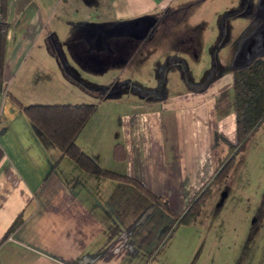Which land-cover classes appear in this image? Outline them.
<instances>
[{"label":"crops","instance_id":"1","mask_svg":"<svg viewBox=\"0 0 264 264\" xmlns=\"http://www.w3.org/2000/svg\"><path fill=\"white\" fill-rule=\"evenodd\" d=\"M258 4L261 20L244 45L240 68L228 65L232 50L224 33L216 54L200 58L198 76H190L195 81L200 76L203 79L200 71L214 67L218 74L211 81L178 86L175 73L169 72L162 82L156 78L155 88L147 92L114 81L94 83L102 88L96 96L99 101L113 100L118 106L116 124L110 122L112 129L116 126L115 137L105 146L91 142L87 150L81 143L83 128L76 145L101 168L137 179L165 199L175 213L180 212L214 170L211 159L217 140L234 142L231 76L257 58L264 60V0H246L245 8L235 15L245 17L249 8ZM165 7V0H7L9 26L4 91L0 93V264H118L149 237V217L157 208L130 184L81 171L61 157L27 118L20 117L22 127H11L19 110L5 88L11 72V56L6 55L8 31H16L19 41H26L24 50L18 52V47L16 53L26 52L40 35L52 33L59 39L64 63L76 75L82 71L102 74L109 69L124 72L129 51L126 58L118 60L121 47L109 48L106 43L132 37L125 27L161 14ZM157 17L156 25L163 21V16ZM52 18L58 20L53 21L55 28V23H61L74 33L58 37L47 25ZM156 25L137 39L147 41ZM251 43L255 53L249 56ZM232 48L240 47L235 44ZM146 57L137 64L147 61ZM171 63L180 67L181 79V69H194L179 56L167 60L164 71ZM18 216L20 224L4 236Z\"/></svg>","mask_w":264,"mask_h":264},{"label":"rangeland","instance_id":"2","mask_svg":"<svg viewBox=\"0 0 264 264\" xmlns=\"http://www.w3.org/2000/svg\"><path fill=\"white\" fill-rule=\"evenodd\" d=\"M238 1L165 0L166 7L161 14L143 17L125 27L132 37L113 42L109 40L106 43L109 48L121 47V52L117 54L118 60L126 58L130 53L125 59L124 72L109 69L102 74L82 71L83 74L76 75L75 70L60 61L59 39L48 32L28 43L30 47L26 52L16 53L14 51L18 47L17 51H21L26 41H19L15 36L17 32L11 29L6 39V55L11 56L8 62L11 72L6 76L5 88L22 105L94 104V113L83 127L81 143H84L87 150L90 149L91 142L105 146L115 137L114 111L118 106L113 100L99 101L96 96L101 93L99 90L102 88L94 83L114 81L116 84H129L135 90L147 92L155 88L157 79L162 82L164 74L167 77L169 72L175 73L174 80L176 77L178 86L187 87L191 82L211 81L218 74L214 67L200 71L203 79L199 75L195 81L190 76H198L200 58L202 60L205 55L210 57L214 52L216 54L215 50L219 42H223L224 33V41H228L232 50L228 56V65L240 68L244 45L254 26L260 23L262 13L258 4L257 7L249 8L247 16L236 17L245 8L246 0H242L240 4ZM157 16H163V21L156 25V20L159 19ZM54 20L52 18L47 25L55 30L58 37L74 33L72 29H64L61 23H55V28ZM155 25L156 30L147 41L143 43L137 39ZM235 44L240 47L243 55L238 48H232ZM251 45L246 55L255 53V48L252 43ZM179 56L184 57L187 65L194 68L193 71L187 69L185 72L181 69L182 79L178 70L180 67L177 68L176 64L171 63L165 71H161L167 60ZM144 57L148 60L137 64ZM190 59L194 61L188 63ZM221 72L228 73L226 70ZM18 110L19 116L13 117L10 122L12 128L23 126L20 117L25 116ZM3 117L1 121L4 120ZM110 122L114 123L112 127L115 128H111ZM225 149L226 145L218 139L212 151L214 166L223 157ZM222 192L224 194L219 201ZM149 220V237L143 243L135 245L136 250L125 255L118 264H264V121L237 152L228 177L213 188L192 223L178 224L163 246L159 247L172 219L157 207L150 214Z\"/></svg>","mask_w":264,"mask_h":264},{"label":"trees","instance_id":"3","mask_svg":"<svg viewBox=\"0 0 264 264\" xmlns=\"http://www.w3.org/2000/svg\"><path fill=\"white\" fill-rule=\"evenodd\" d=\"M6 11L7 0H0V93L4 91L3 60L6 32L9 26L6 21ZM231 90L234 142L230 144L224 141L227 146L223 157L178 213L169 207L165 199L151 193L137 179L101 168L76 145L75 139L92 115L95 109L94 104L22 105L9 93L6 92V94L35 129L59 151L61 157L71 160L84 173L132 185L153 205L166 212L172 220L159 243L161 247L178 224L192 223L205 200L211 195L213 188L222 184L228 177L234 166L237 152L243 148L245 141L264 121V60L257 58L248 66L234 71L231 76ZM215 138L219 137L215 135ZM19 224L20 216L13 220L4 236L9 235Z\"/></svg>","mask_w":264,"mask_h":264},{"label":"water","instance_id":"4","mask_svg":"<svg viewBox=\"0 0 264 264\" xmlns=\"http://www.w3.org/2000/svg\"><path fill=\"white\" fill-rule=\"evenodd\" d=\"M60 61H62V63H64V61H63V58L60 56ZM165 65H166V62L163 64V67L161 68V71H163L164 70V67H165ZM223 194H224V192H222L221 194H220V198H219V201L221 200V198H222V196H223Z\"/></svg>","mask_w":264,"mask_h":264}]
</instances>
